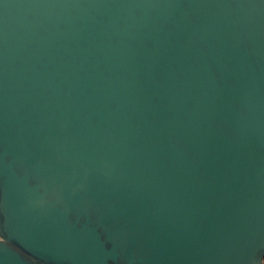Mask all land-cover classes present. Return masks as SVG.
<instances>
[{
    "label": "water",
    "instance_id": "95a60500",
    "mask_svg": "<svg viewBox=\"0 0 264 264\" xmlns=\"http://www.w3.org/2000/svg\"><path fill=\"white\" fill-rule=\"evenodd\" d=\"M0 264H264V0H0Z\"/></svg>",
    "mask_w": 264,
    "mask_h": 264
}]
</instances>
